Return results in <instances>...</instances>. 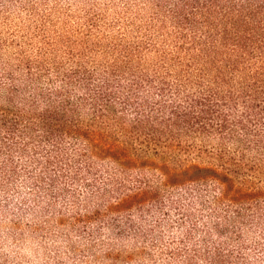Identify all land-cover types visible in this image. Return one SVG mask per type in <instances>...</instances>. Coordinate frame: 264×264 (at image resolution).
<instances>
[{
  "label": "trees",
  "instance_id": "obj_1",
  "mask_svg": "<svg viewBox=\"0 0 264 264\" xmlns=\"http://www.w3.org/2000/svg\"><path fill=\"white\" fill-rule=\"evenodd\" d=\"M0 264H264V0H0Z\"/></svg>",
  "mask_w": 264,
  "mask_h": 264
}]
</instances>
